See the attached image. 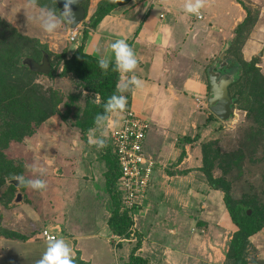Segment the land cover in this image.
<instances>
[{"label":"rangeland","instance_id":"rangeland-1","mask_svg":"<svg viewBox=\"0 0 264 264\" xmlns=\"http://www.w3.org/2000/svg\"><path fill=\"white\" fill-rule=\"evenodd\" d=\"M228 1L220 0L226 5ZM231 1L237 4H234L235 10L224 16V21L229 17L230 20L226 26H222L220 48L214 56H206L203 61L196 60L195 70L199 73L191 78L193 81L200 78L208 82L206 69L219 57L224 47L230 45L236 25L246 20L250 23L249 30L242 42H232L234 47L226 60L230 68L237 66L238 73L240 68L246 71L243 77L245 81L257 76L253 72H259L264 84V0ZM57 6L51 0H37L34 8L30 6L29 0H0V19L33 43L46 47L56 62L67 50L73 52L77 43H80L83 24L91 13V9H88L85 21L76 28L80 32L79 38L71 41L68 24H63L54 35L49 36L35 21L41 8H53L58 12ZM236 14L237 17H234ZM193 67L181 70L183 67L176 66L173 72L174 75L179 73L180 81L181 78H189L187 72ZM35 82L60 93L61 103L57 105L60 113L38 125L33 124L30 135L12 139L3 152L19 168L20 174L17 175H23L26 179L41 178L46 181L47 187L39 192L27 187L18 188L12 183L14 187L10 188V181H13L10 178L3 184L0 182V264H36L47 246L48 241L43 237L45 229L53 232L56 239H63L71 248L73 264H124L139 236L143 243L137 254L147 258L149 264H225L229 242L237 227L228 216L222 191L212 189L208 183L203 172V153L217 154L218 157L212 156L211 172L214 177H223L230 182L234 198L246 200L252 197H245L246 194H253L264 207V148L254 146L253 135L260 127L249 120L247 109L234 104L229 120L218 119L206 123L202 140L189 145L190 158L184 163L186 166L170 165L166 170L179 175L189 171L191 180H183L180 176L175 177L173 182L169 179L171 184H164L161 198L156 193L152 204L138 209L132 226L136 238L124 240L113 234L107 225L112 199L104 185L103 148L97 149L95 145L85 142L77 126L83 100L70 98L74 87L68 77L51 79L40 74ZM181 84L182 81L179 86ZM193 90L188 93L189 96L198 94L196 88ZM180 94H177V102L184 96ZM189 96L187 99L193 100ZM207 97V94L203 97L204 101H207ZM233 98L236 101V96ZM65 102L70 104L66 105ZM187 104L169 105L171 108L167 109L169 112L164 116L187 112ZM67 106L70 110L65 120L61 114H65ZM206 107L204 105L199 110L198 107L193 108L196 109L193 112L196 116L204 117L200 119L202 124L208 116ZM158 115L159 112L155 117ZM155 120L151 123L154 130L157 125ZM161 122L168 123L170 118ZM164 127L165 124H162L160 128ZM99 135L97 130L95 136ZM104 139L107 147L110 144L109 132ZM203 144L208 149L202 151ZM229 155L241 158L239 162H234L231 169L226 170L223 160ZM25 165L43 169V175L34 174ZM166 172L162 170V175L165 176ZM251 242V264H264V229L252 237Z\"/></svg>","mask_w":264,"mask_h":264},{"label":"trees","instance_id":"trees-1","mask_svg":"<svg viewBox=\"0 0 264 264\" xmlns=\"http://www.w3.org/2000/svg\"><path fill=\"white\" fill-rule=\"evenodd\" d=\"M130 1L100 0L83 24L80 43H77L73 52L67 50L56 62L51 58V53L48 52L46 47L33 43L29 38L23 36L11 25L5 24L0 19V182L2 184L5 183L7 178L13 180L12 178L15 175L20 174V170L14 164V161L8 159L3 152L8 142L12 139H22L25 135H30L33 132V124L38 125L56 113H60L57 108V105L61 103L60 93L55 89L45 88L37 84L35 82L37 76L45 74L31 70L23 63V59L32 57L40 62L43 52H47L52 68L46 76L51 79L62 77L70 79L74 87L70 98L79 101L83 100L81 114L77 119V126L80 130L81 138L88 142L89 132L95 128V117L97 114L103 113L104 103L108 97L116 92V84L120 79V74L112 70L111 63L106 72L102 71L97 63L99 58L86 51L85 43L90 29H95L105 16L110 14L115 8L126 5ZM52 2L57 6L54 1ZM89 4L90 0L85 1L83 4L86 11L89 9ZM249 27L250 23L248 21H240L234 29L235 36L232 42L234 44L242 42V38L249 30ZM232 42L226 50V56L229 55L234 47ZM229 66L227 69L230 68ZM251 67L254 68V66ZM245 73L246 71L240 68V72L237 74V81L229 86V93L232 97L236 96L234 104L240 108L247 109L249 120L260 127L253 135L255 138L254 146L258 145L264 148L263 77L259 72H253L257 76L254 79L245 81L243 79ZM207 89L208 91L210 89L209 82H207ZM250 95L252 96L250 97ZM256 102L258 104H255ZM65 104L70 103L65 102ZM127 106L128 102H126L125 109L128 108ZM69 110L70 108L67 106L65 114H61L63 119H68ZM213 120H218V118L208 112V116L203 121L204 124L198 125L195 134L187 133L185 136L178 138L177 145L179 144L182 147L180 160L186 156L185 145L200 142L206 131V123ZM148 133L149 129L145 139ZM206 149H208L207 145L203 144L202 151ZM252 149L255 150L254 148ZM101 153V159L105 162L106 167L104 172L106 189L112 199V211L108 219V226L111 232L118 237L124 240H132L136 238L132 231L133 220L129 215V210L123 205L120 192L116 186L118 179L121 177V170L117 161L113 160L111 138L110 144L107 147H103ZM144 153L147 154L145 150ZM204 154L203 168L205 169H203V172L211 188L222 191L228 216L237 227L232 240L229 242L224 263L251 264L249 259L252 247L251 238L264 229V207L260 205L258 198L253 194H246L245 197L252 196L246 200L234 198L230 182L223 177H214L211 172L212 156L213 158L218 157L217 154H209L207 151ZM240 158H235L232 155L227 156L223 160V167L226 170L231 169L235 165V161L239 162ZM237 168L242 170V167L238 166ZM185 172L189 171L182 173ZM11 183L15 185V181H10V188H13L14 186ZM249 209L251 211L250 214L248 213ZM142 243L143 240L139 236L137 243L130 250L128 261L124 264H149L147 258L137 254L142 247Z\"/></svg>","mask_w":264,"mask_h":264},{"label":"crops","instance_id":"crops-1","mask_svg":"<svg viewBox=\"0 0 264 264\" xmlns=\"http://www.w3.org/2000/svg\"><path fill=\"white\" fill-rule=\"evenodd\" d=\"M99 1L90 0L89 10L91 9V12ZM228 2L226 5L220 0H201L200 12L203 17L199 19L183 11L186 0H131L128 4L115 8L95 29L89 30L85 43L88 53L98 58L109 55V43L114 39L123 38L132 48L137 59V67L129 75H134L141 80L143 88L126 91L123 95L127 96V107L148 120L150 126L144 150L156 160V167L142 207L152 204L156 193H159L160 198L163 196L162 188L171 184L169 179L173 182L175 177L180 176L184 178L183 180L185 178L191 180L188 176L191 172L179 175L170 174L166 170L170 165L183 166L190 158L188 156L190 144H187L184 149L186 156L180 160L182 147L177 145V142L178 138L187 133L195 134L198 125L202 123L200 119L204 117L196 116V113H193L196 109L193 108L198 107L199 110L200 107L206 105L208 112L211 113L208 97L207 101L203 98L206 94L209 96L207 82L200 78H195L197 81L194 80V82L191 77L194 78L199 73L195 70L196 60L203 61L206 56H214L220 48L223 36L222 26L230 20V17H225L224 21V16L230 14L237 4L231 0ZM235 16L237 17V14ZM176 66L183 67L181 70H187L190 66L194 67L187 72L189 78H181L179 81V73L174 75L173 72ZM129 75L126 74L125 79ZM181 81L182 84L179 86ZM193 88L197 89L198 94L193 92L194 94L189 96L188 93L194 91ZM178 93L184 95L180 97V102L176 101ZM188 96L193 100L189 101ZM184 102H188L185 106L187 112H175V116H164L169 112L167 109L171 108L169 105L176 104L177 106ZM157 112L159 115L155 117ZM123 114L124 112L118 117H112L116 126L121 124ZM165 118H170V122L162 123L161 121ZM153 119H156L155 124H157L155 130L151 128ZM162 124H165L164 128H160ZM104 168L103 175L106 170L105 163ZM162 170L168 174H165L167 177L162 175ZM105 183L104 177V185Z\"/></svg>","mask_w":264,"mask_h":264},{"label":"clouds","instance_id":"clouds-1","mask_svg":"<svg viewBox=\"0 0 264 264\" xmlns=\"http://www.w3.org/2000/svg\"><path fill=\"white\" fill-rule=\"evenodd\" d=\"M56 2V0H55ZM72 0H67L63 11L53 8H41L35 21L40 29L49 36L54 35L63 24H73L71 5ZM31 7H36L37 0H29ZM202 8L201 0H186L183 11L199 17ZM109 55L101 56L97 63L102 71L109 69L120 74V79L116 84V92L112 94L103 105V113L97 114L95 117V128L90 130L88 136V144L95 145L97 149L105 147V137L109 130L113 127L112 117H118L125 110L127 98L123 95L126 91L138 90L143 88L141 80L134 75H129L125 79L126 74H131L137 67V59L132 48L123 38L114 39L108 45ZM99 131V137L95 136V132ZM26 168L35 173L43 175V169L35 165H25ZM17 182V187H27L34 191L42 192L46 189V181L41 178L26 179L23 175H15L12 178ZM36 264H73L72 250L63 239H52L47 242V246L40 259Z\"/></svg>","mask_w":264,"mask_h":264},{"label":"built area","instance_id":"built-area-1","mask_svg":"<svg viewBox=\"0 0 264 264\" xmlns=\"http://www.w3.org/2000/svg\"><path fill=\"white\" fill-rule=\"evenodd\" d=\"M203 15L200 12L199 19ZM70 40L76 41L79 37V30H70ZM112 119V118H111ZM113 127L109 130L113 148V160H116L121 177L116 186L120 192L123 205L129 210V215L136 221L138 209L142 207L146 199L147 191L152 179L156 160L144 153L143 143L149 129L148 120L137 115L132 108L124 111L121 124L116 126L114 119ZM46 241L56 239V235L49 229L43 231Z\"/></svg>","mask_w":264,"mask_h":264},{"label":"water","instance_id":"water-1","mask_svg":"<svg viewBox=\"0 0 264 264\" xmlns=\"http://www.w3.org/2000/svg\"><path fill=\"white\" fill-rule=\"evenodd\" d=\"M52 1L55 2V0ZM85 1L87 0H72L70 7L73 24H68L70 30L76 29L85 21L87 17V11L83 5ZM66 2L67 0H56L55 3L59 6V10L63 11ZM228 46L229 45H226L224 47L219 57L207 68V77L210 85L208 106L211 113L222 121L229 120L233 114L235 99L229 93V86L238 79L237 66L227 69L229 66V61L226 60V50ZM262 54L263 52L260 53V55ZM23 63L31 70L45 75L49 74L52 68L49 54L47 52H43L40 62L32 57H26L23 59ZM223 69L226 70L223 71ZM15 185H17L16 181ZM18 198H20V196H18ZM248 213L250 214L251 211L248 210Z\"/></svg>","mask_w":264,"mask_h":264}]
</instances>
